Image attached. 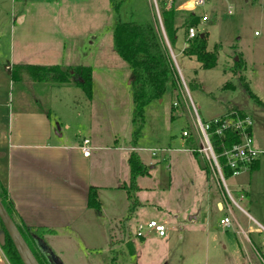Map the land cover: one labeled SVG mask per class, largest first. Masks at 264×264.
Returning a JSON list of instances; mask_svg holds the SVG:
<instances>
[{"label":"rangeland","instance_id":"374dc122","mask_svg":"<svg viewBox=\"0 0 264 264\" xmlns=\"http://www.w3.org/2000/svg\"><path fill=\"white\" fill-rule=\"evenodd\" d=\"M161 1L124 0L120 18L157 21L159 35L178 74L181 98L185 99L187 107L182 102L174 107L173 101L180 96L175 95V91H166L161 101L154 100L146 106L142 134L134 144L130 142L133 127L129 81L132 75L127 63L113 48L114 15L109 0H0V60L12 61V57L27 63L89 65L93 70L96 111L91 109L89 99L80 87L51 88L56 86L35 82L33 88L21 82L26 74L14 83L13 95L21 97L22 90V95L38 98L43 113L51 118L56 129L61 125L64 134L70 138H74L78 128L82 130L90 114L102 121L103 114L109 108L113 109L118 116L114 122L119 126L117 139L129 146L140 147L143 161L148 167L153 166L149 168L150 175L139 180L141 189L135 206L138 217L134 215L128 221L122 219L133 237L138 255L125 253L121 256L119 253L123 249L126 251L129 241L122 243L114 253L118 256L116 264H243L240 251L247 242L235 232L239 229L234 226L230 213L218 212L212 201L209 204L212 192L209 188L217 187L219 179L240 207L257 218L264 217V167L250 187L247 170L223 176V183L204 154L186 150L187 145L178 143V139L182 137L183 129L194 135L197 116L206 122L238 107L251 119L254 144L264 147V105L249 97L239 79L242 74L251 91L264 104V0H204L202 5L184 8L185 12L176 8L179 0H175V7H172L178 29L174 44H170L161 28ZM164 1L166 7L171 5L172 0ZM189 9L200 19L193 27L198 33H207V49L219 45L212 68H201L196 59L181 52L184 30L180 24ZM203 14L206 20L201 19ZM237 61L243 67L240 73L231 68ZM226 82H231L234 87L223 89ZM109 89L114 92L112 97L116 102L108 106ZM191 141V146L200 147L196 137ZM160 148L168 150H156L155 155L151 154L153 149ZM239 189L253 192L255 204L249 206L246 200H240L236 192ZM112 193L116 190H103V195ZM230 205L244 230L252 226L247 215L233 202ZM222 214L228 215L231 226L223 227L219 222ZM150 218L163 222L165 236L154 233L153 239L139 240L134 225ZM117 225L118 222L113 221V244L127 233L117 231ZM152 232L144 229L141 234L147 236ZM103 244V247L91 250L92 254L85 251L84 258L71 262L105 264L108 253ZM224 244L227 249L222 248ZM251 251L257 262L259 259ZM66 256L70 258L69 248H66Z\"/></svg>","mask_w":264,"mask_h":264},{"label":"crops","instance_id":"0c3cea01","mask_svg":"<svg viewBox=\"0 0 264 264\" xmlns=\"http://www.w3.org/2000/svg\"><path fill=\"white\" fill-rule=\"evenodd\" d=\"M175 2V0L171 1L173 7H175ZM188 2L191 0H179L176 8L183 10L182 6ZM11 59L13 62L0 60V183L12 203L15 220L28 226L52 229V232H44L33 243V247L45 255L47 260L48 255L42 251L39 241L62 264H74L71 261L84 258L85 251L87 254H92L90 251L103 247V243L107 246L104 251L108 253L105 264H113L111 262L112 254L117 252V248L122 243L124 245L128 241L126 251L123 249L119 254L121 256L125 253L138 255L133 237L127 231L126 223L123 222V220H130L134 215L138 217V211H135L136 207L129 211L130 201L126 190L121 185L127 184L129 181L130 170L127 162L129 152L132 149L141 158L140 147L129 146L117 139L119 126L114 122L118 116L110 108L108 112L103 114L102 121H97L96 116L90 114L87 123L82 125V130L80 128L76 130L74 138L64 134L61 125L56 129L51 118L43 113V106L38 98H28L22 95V90L20 92L21 97L13 95L14 83L11 81L9 69L13 64H25L27 62H19L23 60L21 58L13 59L11 57ZM21 82L31 87L36 84L26 75L23 76ZM107 93L109 106L115 101L112 97L114 92L109 89ZM179 96L180 98L176 100L178 106L182 102V105L187 107V102L181 98V93ZM129 100L131 105V98ZM94 102L92 87V95L88 104L92 106L93 111H96ZM65 127L68 128V124ZM85 137L89 138L91 143L88 156H83L78 147ZM189 139L191 140V137L182 136L178 139V143L187 145L186 150H189L192 147V141L189 142ZM255 147L264 151V147L260 144L255 145ZM160 149H165L162 152L168 150V148ZM153 150L156 151L157 149ZM141 160L147 166L142 158ZM263 167L264 152L258 156L254 166L245 169L249 174V187L253 184L258 171ZM149 168H153V166L148 167V174L143 176L150 175ZM143 176L137 178V200L141 189L139 180ZM216 184L217 187L214 189L209 188L212 190L209 204L212 201L218 212H225L228 215L230 213L234 226L239 229L235 232L247 242L243 249L240 248L241 263L264 264L259 257L263 243L261 233L256 226V223L264 225V217L257 218L240 207L226 186L229 193L227 195L219 179H217ZM90 186L97 189V196L101 205L99 211L87 206V193ZM106 189H114L116 193L103 195V190ZM236 192L239 193L238 198L246 200L249 206L255 204L256 197L250 190L242 192L239 189ZM231 202L247 215L252 226H248L245 230L241 227L233 214ZM228 215L222 214V217ZM113 221L118 222L117 231L127 232L126 235L123 233V236L115 240L114 244ZM138 223L140 222L138 221ZM159 223L163 224L161 221ZM136 225H134L135 229ZM154 233L147 234V236L141 235L138 238L139 240L144 239V241L149 238L153 239L156 236ZM255 236L258 238L256 239ZM66 248H69L70 258L66 256ZM222 248L227 249V245L224 244ZM251 250L259 262H256ZM117 261L118 256L116 255L115 264ZM0 264H8L1 248Z\"/></svg>","mask_w":264,"mask_h":264},{"label":"trees","instance_id":"16d2710c","mask_svg":"<svg viewBox=\"0 0 264 264\" xmlns=\"http://www.w3.org/2000/svg\"><path fill=\"white\" fill-rule=\"evenodd\" d=\"M109 1L114 15L112 25L113 48L127 63L132 75L129 83L132 104L131 123L133 127L130 142L134 144L142 134L146 106L154 100L162 99L168 90L170 92L175 91V95H180V81L172 59L159 35L157 21L155 19L145 21L123 20L120 18V7L124 0ZM166 4V1H161V23L170 44H174L178 29L174 22L175 10L172 7V3L169 7H166ZM181 11L185 12L184 9ZM199 20V16L191 10L186 11L182 16L180 27L184 30V43L186 44L182 47V52L186 56L196 59L201 68L208 69L212 68L216 63L219 45L217 44L212 50H208L206 47V32H197L192 38L187 36L188 28L198 24ZM231 68L235 73H240L243 69L240 61L235 62ZM24 74L30 80L37 83H47L52 86L76 85L84 91L88 99L91 98L93 87L92 68L88 65L62 66L58 64L25 63L13 64L9 69V75L13 83L19 82L21 76ZM239 79L249 97L258 104L264 105L251 91L242 74H239ZM190 86L193 87L194 85L191 84ZM233 87L234 85L231 82H226L222 88L231 89ZM228 114L242 116L243 112L234 108ZM215 127L211 126L210 128V138L216 153H220L224 147H229L232 143L238 142V135L235 131L225 129L222 135H217L214 133ZM193 153L196 154V152ZM127 162L130 170L129 181L127 184L121 185V187L126 190L130 201L129 211H131L138 205L136 198V191L138 189L137 178L147 175L148 167L134 150L129 152ZM220 162L222 164L223 176L232 175V170L225 165L223 157H220ZM255 163L256 160L249 163L248 168L254 166ZM0 199L38 262L40 264H51L45 255L33 247V243L44 232H52V229L18 223L15 220L12 203L1 183ZM87 206L96 211L100 210L101 205L97 196V189L94 186H90L88 189ZM0 230L4 231L1 220ZM0 248L8 264H22L6 232L4 243L0 245ZM114 253L111 259L113 264L116 261V254Z\"/></svg>","mask_w":264,"mask_h":264},{"label":"built area","instance_id":"2783aa9c","mask_svg":"<svg viewBox=\"0 0 264 264\" xmlns=\"http://www.w3.org/2000/svg\"><path fill=\"white\" fill-rule=\"evenodd\" d=\"M191 3L193 4L194 7L195 5H202L204 3V0H191ZM201 19L206 20L207 19L206 15L203 14ZM161 28L165 36V32L163 30L162 25ZM196 33L197 31L193 26L189 27L187 30V36L189 38H192L194 35H196ZM185 45L186 44H184V46ZM172 56L174 61L175 59L173 53ZM182 83L184 84L183 79H182ZM173 105L177 106L178 104L177 102H174ZM194 125H195L194 135L188 130L182 131L183 137L189 136L191 137L192 140L193 137H196L200 142V147L197 146L195 147L194 145L191 148H189V150L192 152L204 154L207 161L211 165L213 171L218 172L222 180H223V174H222V164L220 162V157L224 158L225 165L232 170V175H235L245 170L248 167L249 163L256 160L258 156L264 152L263 150L256 148L254 145L253 136L251 132L252 122L249 115L246 113H243L242 116H239L237 114L231 115L227 113L224 114L223 116L213 118L212 120L206 122H202L199 119V116H197ZM211 126H216L214 129V133H216L217 135H222L225 129H231L235 131L236 134L238 135V142H234L229 147H224L220 153H216L210 138ZM78 147L81 153L83 154V156H88L91 150L90 139L87 137L83 138ZM157 150L164 151L165 149H157ZM152 154H155V150L152 151ZM224 186L227 194H229L225 183ZM220 223L223 225V227L231 226V220L228 216L222 217L220 219ZM256 224L259 232L261 233V241L263 243V248L261 249V253L259 252V257L264 263V225H261L260 223H256ZM144 229L153 231L159 236H164L166 233L165 225L159 223L155 219H150L145 223L142 222L138 223L136 225V232H137L136 234L138 236H141L142 235L141 231Z\"/></svg>","mask_w":264,"mask_h":264},{"label":"water","instance_id":"95a60500","mask_svg":"<svg viewBox=\"0 0 264 264\" xmlns=\"http://www.w3.org/2000/svg\"><path fill=\"white\" fill-rule=\"evenodd\" d=\"M183 8L186 7H193L191 2L185 3ZM58 129V127H57ZM0 220L3 224L4 231H0V245L4 243L5 239V232L10 238L19 258L22 261V264H40L35 257L34 253L32 252L31 248L23 238L22 234L20 233L18 227L16 226L13 218L10 216L8 211L6 210L5 206L3 205L0 199ZM40 246L42 251L48 255V261L51 264H62L60 260L51 254L48 248H46L41 241Z\"/></svg>","mask_w":264,"mask_h":264}]
</instances>
